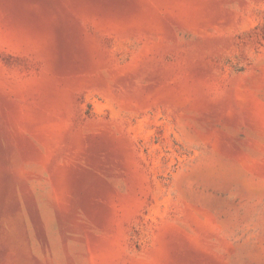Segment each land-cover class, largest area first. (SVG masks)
<instances>
[{
  "label": "rangeland",
  "instance_id": "rangeland-1",
  "mask_svg": "<svg viewBox=\"0 0 264 264\" xmlns=\"http://www.w3.org/2000/svg\"><path fill=\"white\" fill-rule=\"evenodd\" d=\"M0 264H264V0H0Z\"/></svg>",
  "mask_w": 264,
  "mask_h": 264
}]
</instances>
